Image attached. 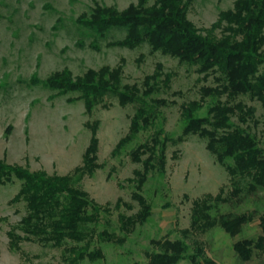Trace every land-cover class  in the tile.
I'll list each match as a JSON object with an SVG mask.
<instances>
[{
	"label": "rangeland",
	"instance_id": "rangeland-1",
	"mask_svg": "<svg viewBox=\"0 0 264 264\" xmlns=\"http://www.w3.org/2000/svg\"><path fill=\"white\" fill-rule=\"evenodd\" d=\"M234 1L194 0L189 17L200 28L210 27L220 11L232 7ZM137 2L0 0V161L7 168L72 175L84 163L95 123L99 166L92 173H84L79 184L97 203L109 207L102 211L96 226L99 232H108L110 239L108 235L96 237L91 249L101 248L104 256L79 264H148V253L159 250L156 241L184 238L190 245L189 253L201 243L206 254L219 264H264V250L257 248L253 257L244 261L233 248L239 239L264 233L260 223L264 191L234 193L230 175L199 135L168 141L164 173L150 171L142 189L152 207L150 216L128 231L121 216H131L140 209L133 198L136 183L129 178L142 167L132 160L130 152L150 131L113 153L129 130L134 105L122 106L116 97L108 96L88 113L79 91H63L50 84L54 74L64 69L77 80L89 69L121 64L124 83H140L157 62H162L166 71L173 72V79L170 87H163L155 96L167 100L161 107L164 135L178 139L183 132L182 103L199 98L200 87L213 84L212 77L202 80L194 68L169 55L151 53L147 44L136 48L111 44L125 31L113 29L106 37H99L81 21L97 5L125 11ZM243 100L256 107L259 122H251L249 129L264 147V110L258 101ZM234 121L238 122L236 117ZM21 184L16 175L0 181V264H69L62 248L35 241H21L19 247L11 244L10 231L26 212L25 202L14 200ZM221 190L222 199L214 202L212 209L214 216L252 213L254 218L236 236L220 226L206 232L190 231L185 236L194 200ZM176 264H191V260L185 257Z\"/></svg>",
	"mask_w": 264,
	"mask_h": 264
},
{
	"label": "trees",
	"instance_id": "trees-1",
	"mask_svg": "<svg viewBox=\"0 0 264 264\" xmlns=\"http://www.w3.org/2000/svg\"><path fill=\"white\" fill-rule=\"evenodd\" d=\"M193 1L138 0L125 11L97 5L81 19L99 37H106L113 29L124 30V36L111 44L128 48L147 44L151 53L169 55L194 68L202 80L212 77L213 84L200 87L199 98L182 103L183 132L178 139L164 135L161 107L167 100L155 96L163 87H170L173 79V72L166 71L162 62H157L154 71L146 74L140 83H124L122 64L89 69L77 80L64 69L50 79L52 86L63 91H79L88 113L108 96L116 97L122 106L134 105L129 130L113 153L121 152L140 134L150 131L130 152L132 160L142 167L134 170V178H129L136 183L133 198L140 209L131 216H121L128 231L150 216L152 207L142 189L150 171L164 173L170 140L182 141L192 134L205 138L206 148L230 175L234 193L264 191V147L249 129L251 122L257 124L259 119L256 107L243 100L248 97L258 101L264 110V0H235L232 7L220 11L216 22L204 28L189 17ZM95 125L84 163L72 175L7 168L0 161V181L12 175L22 179L14 200L22 199L26 212L10 231L14 247H19L21 241H35L62 248L69 264L86 259L95 261L104 256L101 248L91 249V245L96 237H110L108 232H99L96 226L102 211L109 207L97 203L79 184L84 173H92L99 166ZM220 199L222 190L217 195L208 193L194 200L191 225L184 230L185 236L190 231L206 232L215 226L236 236L254 218L252 213L214 216V202ZM260 219L264 232V213ZM156 242L159 250L148 253V264H176L185 257L190 258L191 264H219L206 254L201 243L189 253L190 245L185 238ZM233 248L241 259L250 260L257 248L264 250V233L257 238L239 239Z\"/></svg>",
	"mask_w": 264,
	"mask_h": 264
}]
</instances>
